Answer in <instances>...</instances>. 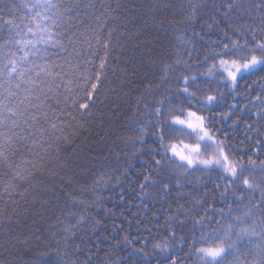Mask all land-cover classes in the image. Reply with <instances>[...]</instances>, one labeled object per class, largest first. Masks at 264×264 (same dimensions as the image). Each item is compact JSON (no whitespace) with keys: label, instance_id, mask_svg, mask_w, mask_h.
<instances>
[{"label":"snow or ice","instance_id":"6c2138e0","mask_svg":"<svg viewBox=\"0 0 264 264\" xmlns=\"http://www.w3.org/2000/svg\"><path fill=\"white\" fill-rule=\"evenodd\" d=\"M189 8V25L206 18L200 32L190 33L200 47L181 32L171 51L151 60L157 75L146 90L160 95L153 105L137 97L135 111L125 117L127 134L118 139L130 154L121 161L116 153L113 173L120 175L97 176L88 189L96 193L91 200L67 193L87 213L71 212L75 224L62 228L58 255L76 256L71 264L99 260L98 245L96 252L80 244L67 251L85 225L98 241L109 227L113 233L103 236L110 241L103 264H264V0H195ZM73 11L61 0L0 3V194L26 195L21 186L31 185L44 156L60 151L57 142H67L73 112L81 119L91 113L106 79L116 29L109 28L107 38L95 29L89 36L87 26L81 32L73 23ZM240 128L233 144L226 129ZM132 161L140 162L134 199H126L122 188L117 193L138 209L127 216L108 207L110 197L100 193L119 188ZM133 227L147 236L132 237Z\"/></svg>","mask_w":264,"mask_h":264},{"label":"trees","instance_id":"16d2710c","mask_svg":"<svg viewBox=\"0 0 264 264\" xmlns=\"http://www.w3.org/2000/svg\"><path fill=\"white\" fill-rule=\"evenodd\" d=\"M191 2L195 0H61L66 7L74 9L73 23L79 25L81 32L87 26V35L91 36L95 29L97 34L107 38L108 29L114 27L116 31L112 36V44L115 47L108 61L106 79L102 81L99 94L91 106V113L81 119L79 113L73 112L76 119L66 121L72 125L71 128H65V134L68 135L67 142L63 140L57 142L60 151L44 156L39 169L32 177L31 185H22L20 188L21 192L27 188L25 196L14 194L9 197L0 194V262L2 264H58L61 260L64 264H71L72 260L77 259L74 255L63 257L58 255L63 247L62 228L76 222L69 214L71 212L87 214L83 206L73 204L67 193L91 200L96 193L88 189L97 176L104 175L107 179L109 175H120L119 172L113 173V167L117 163L116 153L121 154V161L124 160V152L130 154L123 140L118 139L127 134L124 127L125 117L135 111L137 97L143 96L144 103L153 105L160 95L158 92L150 94L146 90L147 85L157 75L155 68L151 66V60L156 59L157 54L163 50L171 51L172 46L176 44V37L181 32L200 47L199 37H192L190 33L200 32V25L204 24L206 18H199L194 26L186 22V16L191 11L189 8ZM199 2L211 4L212 0H199ZM89 4L92 6L86 7ZM77 13H79L78 17ZM253 15L257 14L253 13ZM96 17L100 18L99 21L95 19ZM181 21L185 22L181 23ZM101 23L104 25L102 29L99 28ZM248 23L252 21L249 20ZM185 29L188 31L185 32ZM215 38L213 36V39ZM82 47L86 48L87 45ZM102 55L103 52L100 51L98 56ZM53 61L59 63L55 57ZM98 63L97 58L96 64ZM226 101L231 102V98L227 97ZM139 107L143 111V106ZM53 122L56 121L53 119ZM226 131L233 137V144L238 142L243 134V128L237 132L228 129ZM148 142L151 143L150 136ZM35 151L39 152L40 149L37 148ZM22 152L27 159H34L31 153L24 150ZM261 158H264V155ZM102 161L108 165L107 168ZM132 163L134 167L129 170L130 176L123 178L119 188L111 194L108 191L100 193L110 197L107 201L108 207H114L117 213L124 210L127 216H131V213L137 212L138 209L128 207L120 201L117 193L122 188L126 199H134L132 190L136 185L140 162L132 161ZM201 180L211 186V182L206 177H201ZM149 208L155 210L151 204ZM91 211V209L87 210V212ZM98 215L103 216V213L100 212ZM256 215L259 216L260 213L257 212ZM115 219L116 223L128 227L123 217L117 216ZM111 223V219L105 218L106 225L110 226ZM87 228L88 226L85 225L75 241L69 242L72 247L67 251L71 253L72 248L80 244L85 249L88 245H93L91 250L96 252L98 245L102 251L98 253L99 260L93 258L94 264H103L107 259L105 253L110 242L103 239V236L111 237L113 233L109 227L98 241L97 236L87 231ZM147 234L143 229L138 232L133 227L131 230L132 237L140 236L143 239ZM122 254L126 255V253H115V255ZM115 255L112 259H115ZM79 259H84L83 255Z\"/></svg>","mask_w":264,"mask_h":264}]
</instances>
